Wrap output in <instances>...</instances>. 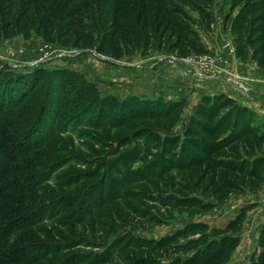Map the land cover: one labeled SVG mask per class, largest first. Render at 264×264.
<instances>
[{"label":"rangeland","instance_id":"rangeland-1","mask_svg":"<svg viewBox=\"0 0 264 264\" xmlns=\"http://www.w3.org/2000/svg\"><path fill=\"white\" fill-rule=\"evenodd\" d=\"M71 2L15 0L13 10L0 0V68L46 76L0 118V150L15 157L0 221L24 225L0 251L32 264H214L239 237L224 264H254L264 120L223 89L204 92L224 77L250 92L239 60L264 73V0H160L165 17L152 0L147 14L144 0ZM216 95L208 137L194 124ZM243 209L246 224L229 228ZM22 245L31 256L18 255Z\"/></svg>","mask_w":264,"mask_h":264},{"label":"trees","instance_id":"trees-1","mask_svg":"<svg viewBox=\"0 0 264 264\" xmlns=\"http://www.w3.org/2000/svg\"><path fill=\"white\" fill-rule=\"evenodd\" d=\"M15 1V0H14ZM14 1L10 0V8H13L14 10ZM67 3V5H71V0H63ZM154 2L155 8H156V14H162L163 17L166 16L164 9H162L161 5H160V0H152ZM13 2V3H12ZM147 0H144V4H142L141 8L143 10L144 14H147L148 12V5H147ZM17 4V3H16ZM16 7V5H15ZM72 14H74L75 16L80 15V11L77 10L76 8H73V10L71 11ZM170 12V11H168ZM167 12V13H168ZM157 16V15H156ZM43 72L44 70L41 67H36L34 68L32 71H28V72H17L14 70H9V69H4V68H0V118L1 116L4 118H8V117H12L15 113H17L18 107L20 106V104L23 102V100L27 99L28 97H30L32 95V93L35 91L36 87L39 86L41 79L46 77L43 76ZM71 74V73H69ZM75 82V81H73ZM50 87H57L54 85H52V82H50ZM83 85V84H81ZM84 86V85H83ZM88 86V85H85ZM60 87H63L60 86ZM220 96V95H219ZM218 95L214 96L213 98L209 97V96H205L202 100V103L199 105L198 107V117L199 119L196 120V123L194 124L196 126L195 128V132H202L204 134H206V136L211 137L212 133H211V123H212V119H211V114H213V110L216 107V102L217 99L219 97ZM221 98H224L225 100L228 101H232L233 99L228 98L224 95H222ZM224 101V100H223ZM222 101V102H223ZM212 104V105H210ZM210 105V107H209ZM244 109L249 110L248 108L244 107ZM236 118L234 120V122H236ZM14 122V121H12ZM222 122H217L216 124H214V127H218L220 126ZM1 127V125H0ZM33 130V129H32ZM36 131V130H35ZM1 132V131H0ZM29 135V133H28ZM195 140V139H194ZM260 140L263 141L264 140V135H262L260 137ZM196 142V141H194ZM212 143V142H211ZM210 143V144H211ZM222 142H215L214 144L217 145H221ZM213 145V144H212ZM1 153V157L3 158L0 159V186H1V182L4 181V172H5V161L7 163H11L12 160L11 158H15L12 157V155H9L11 152L9 151V149H5V150H0ZM8 156H10V158L8 159ZM252 176L256 177V171L252 170ZM27 183V181H24ZM6 191L4 190V188L2 189V187H0V195L5 193ZM30 220L32 218L33 222L30 224V226H32L33 224L36 225V223H38V221H36L37 219H35V217H31L30 214L28 213L26 217L24 218H29ZM24 218L22 219V221H24ZM247 218V212L244 211V209L242 210V213H240L234 220L230 221L229 223V228H234V229H240L242 228L243 224L245 223ZM30 220H28V222H30ZM27 222V224H28ZM23 224L21 223V219L19 220V217L15 218V219H9L8 222L6 221H0V242H2L4 239L6 238H10L14 233H16V231L23 229ZM229 241L224 243V246H221L220 249L218 250V253L216 254L217 258L214 264H224L227 263L230 259L231 253L234 251L235 247L239 244L240 238L239 237H231V238H226ZM227 244V245H226ZM260 244L264 247V226L262 229V233L260 235ZM20 249L21 254H18L19 256H27L28 254L31 256L32 252H31V248L27 247V246H19L18 247ZM16 248V249H18ZM11 249L13 248H9L7 249L6 252H2L0 251V262H10L13 261L14 258V254L15 251H11ZM23 249V250H22ZM25 250H26V254H25ZM24 260H19L18 262H14L16 264H21V263H28V264H32L34 262V260H30L28 257L27 258H23ZM254 264H264V251L260 253L257 261Z\"/></svg>","mask_w":264,"mask_h":264},{"label":"crops","instance_id":"crops-1","mask_svg":"<svg viewBox=\"0 0 264 264\" xmlns=\"http://www.w3.org/2000/svg\"><path fill=\"white\" fill-rule=\"evenodd\" d=\"M220 49L221 48H219V50ZM239 62L242 63V65L240 66V68H238L237 72L239 75H242L243 77H247V79L251 80V84L253 87L251 86V89L249 88L248 91L250 92L248 93L236 92L235 90L232 89V87H228L224 83L221 84V82L229 83V81H227L224 77L222 79H218L217 83H219V85L215 82L206 81L207 86L215 87L216 89L215 88L206 89L204 93L216 94L220 92L218 91L217 88H219V90L223 89L227 95H230L235 99H237L238 101H240L242 104H245L253 108L256 112H258V114H260V116L262 117L261 119L264 120V84L261 82V80L264 78V73L262 70L263 68L258 67L256 63L252 61L239 60ZM245 75H250V76H245ZM211 78H215V77L213 76Z\"/></svg>","mask_w":264,"mask_h":264},{"label":"built area","instance_id":"built-area-1","mask_svg":"<svg viewBox=\"0 0 264 264\" xmlns=\"http://www.w3.org/2000/svg\"><path fill=\"white\" fill-rule=\"evenodd\" d=\"M210 74H211V73H210ZM200 75H202V74H200ZM201 77H207V75L203 73V75H202ZM210 77H213V75L211 74ZM237 82H238V81H237Z\"/></svg>","mask_w":264,"mask_h":264}]
</instances>
